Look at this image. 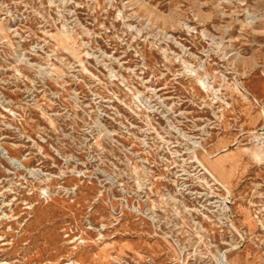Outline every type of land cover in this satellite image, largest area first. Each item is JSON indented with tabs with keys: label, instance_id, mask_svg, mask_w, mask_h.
<instances>
[{
	"label": "rangeland",
	"instance_id": "1",
	"mask_svg": "<svg viewBox=\"0 0 264 264\" xmlns=\"http://www.w3.org/2000/svg\"><path fill=\"white\" fill-rule=\"evenodd\" d=\"M0 264H264V0H0Z\"/></svg>",
	"mask_w": 264,
	"mask_h": 264
}]
</instances>
